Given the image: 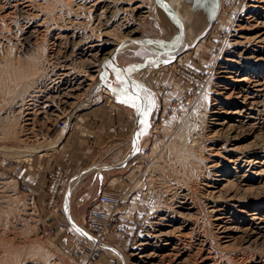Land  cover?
<instances>
[{
	"label": "rangeland",
	"instance_id": "1",
	"mask_svg": "<svg viewBox=\"0 0 264 264\" xmlns=\"http://www.w3.org/2000/svg\"><path fill=\"white\" fill-rule=\"evenodd\" d=\"M25 1L27 0H19L18 3L30 5L29 13L39 15V20L49 25L52 31L49 36L56 31L61 33L70 29L98 34L101 29L97 15L99 16L103 9L90 6L93 0ZM112 1L119 4L120 1L133 3L126 0ZM235 3L237 0H223L221 12H229V7L235 6ZM147 5L153 7V1L148 0ZM15 8L16 6L6 8L7 10L0 14V57L12 56L11 58L17 57V60H31L33 57L25 55L27 52L21 49L23 21L16 15ZM150 11V16L140 26V34L137 35L159 33L157 19L152 14V9ZM128 14L121 12L109 23V28L107 27V31L118 29L114 32L116 40H120L125 34L126 29L119 27L126 20L124 16ZM212 25L211 31L214 28L215 30L206 35V42L200 47L201 50L195 51L196 46L180 61L178 59L167 65V80L164 84H158L160 97L165 93L168 80L174 88L180 83L179 92L182 97H174L167 113L162 114L159 110L138 144L133 145V139L129 138L128 132L119 133L121 128L118 127V121L115 122L118 119L113 117L112 109L106 106L110 103L108 99L113 93L114 97H118V101L125 99L123 94L117 89L111 92L110 85L106 82L104 87L109 90L110 96L99 89L93 97L91 96L90 92L99 80L101 66L98 73L94 72L98 67L86 69L78 66L80 70L86 71L90 78L94 76L85 83L86 85L83 83L76 92L82 94L80 97L85 101L97 98L100 101L97 99V104L85 106L74 113L65 130H59L56 126L58 120H53L55 116H52V119L43 117L44 122L40 121L35 128L36 137L29 142L23 139L20 129L22 118L14 113L7 114L10 100L4 98L7 100L0 106V264H136L133 254L138 250L137 247H140L141 239H148L165 223L153 217L159 213L154 200L157 198L165 202V199L170 197V192L165 193V189L161 187L165 186L164 181L167 184L170 179L166 167L161 168L165 162L167 144L177 135L176 131H179V134L192 133V130L186 127L189 123L198 121L199 114L203 112L206 98L212 88L213 71L230 39V31L222 29L218 21ZM69 26L73 28L67 29ZM42 41L43 39H40L39 42ZM50 41L54 40L48 37V48L43 47V52L46 49V55L52 46ZM208 49L211 52L206 59L203 55ZM15 55L16 57H13ZM78 64L82 66L77 61ZM48 83V80L44 81L43 85L46 87ZM75 100L70 98L69 102ZM99 106L105 107L103 111L102 108H97ZM56 109L55 106L48 108L47 115L59 111ZM88 111L91 113H85ZM85 127L90 128V131H85ZM112 127L116 129L114 134L109 132ZM55 141L58 142L57 145ZM64 141L73 143L70 150L60 148ZM49 143L50 149L36 152L38 145L42 148ZM3 147L8 148L3 150ZM32 151L34 154L30 153ZM65 154L69 157L66 160ZM99 160H102L101 164L106 165L105 168L87 172L88 168L94 167L92 164ZM108 163L115 166H108ZM83 169L86 173H77ZM75 173L77 178L69 180ZM78 176L81 177L78 179ZM112 178H115L113 187L116 191L114 195H108L110 199H115L116 203L109 205L102 202L100 196L103 195V186L109 181L111 183ZM69 184L71 191L68 190ZM162 208L160 217L173 215L171 208ZM76 223L84 227L90 237L79 233L75 228ZM144 233L151 235L146 236ZM95 241L107 243L112 250L120 252L124 259L120 260L113 251L102 252L95 246ZM98 252L102 253L99 260V255L92 260L93 253ZM245 252L248 258L246 255L234 254L230 263L264 264V243L258 244L255 250L247 248Z\"/></svg>",
	"mask_w": 264,
	"mask_h": 264
},
{
	"label": "bare ground",
	"instance_id": "2",
	"mask_svg": "<svg viewBox=\"0 0 264 264\" xmlns=\"http://www.w3.org/2000/svg\"><path fill=\"white\" fill-rule=\"evenodd\" d=\"M126 1L133 3L92 1L90 6L103 9L97 15L101 27L98 34L69 26L66 28L70 31H56L49 36L52 33L49 25L40 21L39 15L29 13L30 5L18 3L19 0H0V14L16 6V15L23 21L21 49L33 57L31 60H17L16 55L13 56L16 58L0 57V106L7 100L5 97L10 100L7 114L22 118L20 129L26 142L36 137L35 128L40 121L44 122L43 117L55 116L53 120L63 118L69 122L78 110L97 104L98 98L88 102L81 99L82 94H76L94 76L90 78L79 67H98L94 71L97 72L120 43L119 52L140 47L130 39L142 38L143 35H137L140 26L151 9L155 17L156 14L147 5L148 0ZM121 12L129 13L119 27L126 31L116 40L114 32L118 29L107 31V27ZM217 21L222 29L230 31V39L213 71L212 88L203 112L198 121L188 122L186 128L192 133L176 131L177 135L167 144L161 168L166 167L170 179L161 187L165 193L170 192V197H163L165 202L154 200L159 213L153 217L165 223L157 233L141 239L133 254L136 264H231L234 254L247 257V248L255 250L264 243V0H237L229 12L220 13ZM48 37L54 41H50L52 46L46 55L43 47L48 46ZM210 52L205 51L203 57ZM113 62L117 63L115 59ZM47 80L49 87L43 85ZM103 87L99 90L108 93ZM70 98L76 100L69 102ZM52 106L59 111L49 116L47 111ZM67 127L68 124L62 130ZM58 142L55 141L56 145ZM43 146L38 145L36 152L50 149V143ZM162 207L171 208L173 215L160 217ZM75 228L90 237L84 227L76 223ZM95 244L102 252L113 251L120 260L124 259L107 244L100 241ZM101 254L98 252V260Z\"/></svg>",
	"mask_w": 264,
	"mask_h": 264
},
{
	"label": "crops",
	"instance_id": "3",
	"mask_svg": "<svg viewBox=\"0 0 264 264\" xmlns=\"http://www.w3.org/2000/svg\"><path fill=\"white\" fill-rule=\"evenodd\" d=\"M222 2H223V0H221V2H220V8H219V11H218L215 19H214V22H217V20L220 16V13L222 10ZM214 22H213V24H214ZM214 26H216V25H214ZM212 28H213V25H211V27L205 32L204 35H202L200 38H197L195 41H192V42L189 41L177 53H175L173 55H169V56L157 55V54L150 52L149 50H147L145 48H141V47H136L133 49H127L125 51L118 52L115 56V61L117 63L115 64L113 61H111V62H108V64H107L106 82L108 85H110L109 88L111 89V92L114 91V89H117L121 94H123L124 98H126L125 93H124V89L127 88L129 85H139L138 89L133 88L131 90L133 92H138L141 97L147 98L146 100H142L141 103L146 104L147 100L154 101V103L151 106V110H150V113L148 116V121L151 125L153 118L158 114L159 110H160V112H162V114L167 113L168 109L170 108V106L173 102V100L175 98L180 99L182 97L181 93L179 92V90H181V87L179 85L180 83H178V87L174 88V86H172L171 84L168 83L169 80L166 83V84H168V86H166V88H165L166 89L165 93H163V95L160 97V90L158 89V84H164L167 80V76H168V74H166L167 65H169V64L173 63L174 61L182 58L183 57L182 54H188L187 52L194 49L196 46L197 47L203 46L201 44V42L206 40V37H207L206 35H208L210 33ZM142 34H143V32H142ZM200 40H201V42H199ZM198 48H195V51H197ZM207 55L205 56L206 59L209 58V56L207 57ZM197 63H198V66H200L199 62H197ZM113 67L115 69H118L119 74L121 73L120 75H122L124 77L125 84L122 85L118 82L117 73L113 71ZM146 70H147V72H145ZM126 79H127V81H126ZM109 93L110 92H108V95L110 96ZM113 94L111 95L112 97L111 96L109 97L108 100L110 101V103H107L106 106H108L112 109L111 112L113 114V117L118 119L115 122L118 121V127L121 128L119 133H121V131L128 132L129 138L133 139V141H132L133 145L138 144L139 137L143 135L142 134L143 132H145V126L143 124H141V121L144 119V117L141 115L140 112H138L137 109L133 108L132 106H130L128 104H123L120 101H118V99H117L118 97L116 95L114 97ZM102 106H99L97 108H102ZM103 108H105V107H103ZM103 108H102V111H103ZM85 113H91V112L88 111ZM104 118L105 117H102V119H104ZM115 127L110 128L109 132L110 133L113 132V134L116 133V129H114ZM84 130L89 132L90 128L85 127ZM81 132L84 133V131H81ZM66 138H67V135H66ZM72 144L70 142L64 141V143L60 146V148L61 149L68 148V150H70L73 146ZM61 155H62V153H61ZM68 158L69 157H67V155L65 154L64 160H66ZM101 162H102V160H99V161L93 163L92 165H94V167L88 168L87 172H90L92 170L99 169V168H105L106 165L104 163L101 164ZM111 165L115 166V164L108 163V166H111ZM81 172L86 173L85 169H83L82 171L77 172V173L80 174ZM77 173H75L74 175H71L69 177V180L72 181L75 178H77L76 177ZM80 177L81 176H78V179ZM111 180H112L111 183L109 181V183H107L103 186L102 191H101V194H103V195L100 194L101 195L100 200L102 202L104 201L105 203H108L109 205L116 203L115 202L116 200L110 199V196L108 195V193L114 195L115 194L114 191H116L114 189L115 187H113L114 186L113 181H115V178H112ZM71 189H72L71 184H69L68 190L71 191ZM106 191H108V192H106ZM125 192H127V191H125ZM105 244H107V243H105Z\"/></svg>",
	"mask_w": 264,
	"mask_h": 264
},
{
	"label": "water",
	"instance_id": "4",
	"mask_svg": "<svg viewBox=\"0 0 264 264\" xmlns=\"http://www.w3.org/2000/svg\"><path fill=\"white\" fill-rule=\"evenodd\" d=\"M219 8L220 0H153L159 33L130 39V42L157 55H173L189 41H195L205 34L213 24ZM121 47L122 43L102 62L99 80L91 96L105 85L107 64L114 61Z\"/></svg>",
	"mask_w": 264,
	"mask_h": 264
},
{
	"label": "snow or ice",
	"instance_id": "5",
	"mask_svg": "<svg viewBox=\"0 0 264 264\" xmlns=\"http://www.w3.org/2000/svg\"><path fill=\"white\" fill-rule=\"evenodd\" d=\"M113 71L117 73V80L120 84H125V79L122 75L119 74V70L115 69L113 67ZM133 88H139V85H129L127 88L124 89L125 93V99L120 100L123 104H128L132 106L133 108L137 109L138 112L141 113V115L144 117V119L141 121V124L145 126V132L142 134H146V129L150 127V123L148 121V116L151 110V106L154 103V101L147 100V103H141L142 100H146L147 98H143L139 95L138 92H133L131 89ZM138 150V149H137ZM86 235V234H85Z\"/></svg>",
	"mask_w": 264,
	"mask_h": 264
},
{
	"label": "built area",
	"instance_id": "6",
	"mask_svg": "<svg viewBox=\"0 0 264 264\" xmlns=\"http://www.w3.org/2000/svg\"><path fill=\"white\" fill-rule=\"evenodd\" d=\"M56 126H58L59 130H62L64 127L67 126V121H65L63 118L58 119ZM96 255L98 254L93 253V256L91 257L92 260H95Z\"/></svg>",
	"mask_w": 264,
	"mask_h": 264
}]
</instances>
